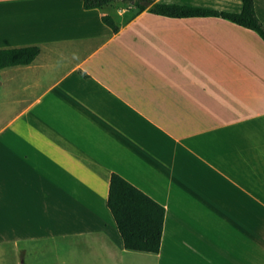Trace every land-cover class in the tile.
<instances>
[{
    "label": "crops",
    "instance_id": "obj_1",
    "mask_svg": "<svg viewBox=\"0 0 264 264\" xmlns=\"http://www.w3.org/2000/svg\"><path fill=\"white\" fill-rule=\"evenodd\" d=\"M254 3L264 19V0ZM123 5L0 0V51L40 48L32 64L0 69L14 105L0 128V251L21 260L50 247L62 264H264V42L222 18L148 10L115 34L102 18L137 11ZM112 175L164 207L159 254L124 248Z\"/></svg>",
    "mask_w": 264,
    "mask_h": 264
},
{
    "label": "trees",
    "instance_id": "obj_2",
    "mask_svg": "<svg viewBox=\"0 0 264 264\" xmlns=\"http://www.w3.org/2000/svg\"><path fill=\"white\" fill-rule=\"evenodd\" d=\"M157 0H83L86 10L107 9L115 4H131L137 9L127 10L122 22L114 15H105L104 24L117 34L122 25L131 22L139 13L148 10L153 15L173 19L222 18L246 29L252 30L264 42V25L259 20L254 0H241L240 13H229L200 7L158 4ZM150 2L151 7L142 5ZM40 54V48L4 49L0 51V69L14 66H28ZM108 208L116 222L119 233L128 251L159 254L166 211L164 207L138 190L118 175H112L108 197Z\"/></svg>",
    "mask_w": 264,
    "mask_h": 264
},
{
    "label": "rangeland",
    "instance_id": "obj_3",
    "mask_svg": "<svg viewBox=\"0 0 264 264\" xmlns=\"http://www.w3.org/2000/svg\"><path fill=\"white\" fill-rule=\"evenodd\" d=\"M257 1V0H256ZM124 7L127 6L123 5ZM135 9L132 10L133 14L135 13ZM259 18L264 24V19L262 17V14L258 13ZM7 98V97H6ZM14 105L7 104V102H4V97L2 94H0V128L3 126V124L7 121L9 116L13 113L12 108ZM45 246H39V247H34L33 250L28 252V256L25 258H22L21 260H16L13 257H7V255H4L2 251H0V264H19L23 260H25V264H62L59 263V260L57 259L56 261H53L51 259V253L47 250L50 247L44 248ZM70 264V263H68ZM74 264H82V263H74Z\"/></svg>",
    "mask_w": 264,
    "mask_h": 264
},
{
    "label": "water",
    "instance_id": "obj_4",
    "mask_svg": "<svg viewBox=\"0 0 264 264\" xmlns=\"http://www.w3.org/2000/svg\"><path fill=\"white\" fill-rule=\"evenodd\" d=\"M132 4H134V2ZM142 5L144 7H147V8L151 7V3L150 2H143Z\"/></svg>",
    "mask_w": 264,
    "mask_h": 264
}]
</instances>
